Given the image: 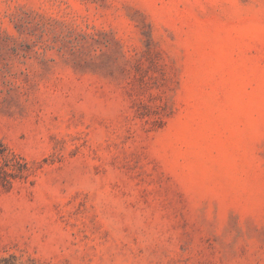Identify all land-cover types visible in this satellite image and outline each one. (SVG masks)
<instances>
[{
  "label": "rangeland",
  "instance_id": "374dc122",
  "mask_svg": "<svg viewBox=\"0 0 264 264\" xmlns=\"http://www.w3.org/2000/svg\"><path fill=\"white\" fill-rule=\"evenodd\" d=\"M0 264H264V0H0Z\"/></svg>",
  "mask_w": 264,
  "mask_h": 264
}]
</instances>
